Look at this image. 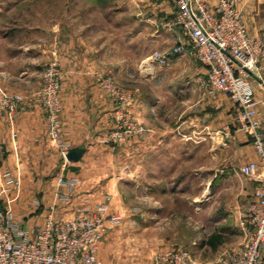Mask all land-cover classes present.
<instances>
[{
    "label": "crops",
    "instance_id": "obj_1",
    "mask_svg": "<svg viewBox=\"0 0 264 264\" xmlns=\"http://www.w3.org/2000/svg\"><path fill=\"white\" fill-rule=\"evenodd\" d=\"M207 2L214 8L218 0ZM238 4L250 33L264 39V0H239ZM100 10L119 18L114 30L126 31L121 39L125 42L122 50L118 37L92 42L80 35L74 40L68 33L61 45L54 42L41 45L31 35L32 31L29 38L24 36L23 39L17 35L19 28H14L15 32L10 34L4 30L0 33V84L25 99L13 126L5 116H0V187L8 176L14 177L21 192L13 203L15 214L36 232L54 201L61 176L77 180V186L69 203L59 202L57 213L60 216H71L85 196L101 199L104 194L112 196L110 213L120 214L123 183H136L132 178L141 174L143 184L150 190L159 188L166 192L169 184L176 188L185 184L191 189L195 187L191 198L196 206H199L200 195L203 197L208 192L207 201L220 198L224 216L233 215L238 219L264 175V161L257 154L251 135L235 123L237 110L230 98L225 94L214 98L205 93L202 81L206 69L191 53L183 31L165 25L177 11L175 4L170 0H120ZM3 20L4 17L0 18V26ZM22 42L25 44L19 45ZM179 42L186 44L187 51L173 54ZM151 44L163 48L160 52L170 60L164 69L158 65L159 71L150 77L142 76L130 83L133 90L129 93L134 98L130 111L147 131L146 136L131 140L130 158L137 157L141 162L135 166L132 160L131 169L126 171L130 178H126L118 168L116 148L102 142V136L111 128L113 105L106 94L93 85L92 74L86 72L98 66L109 69L115 78H124L125 66L142 64ZM136 47L141 48L142 56L133 59ZM55 55L60 56L64 73L63 138L69 149H83L79 159L73 161L64 159L61 148L50 140L46 116L37 100L40 86L33 83L41 77V67ZM262 74L264 76V72ZM253 87L259 100L264 135V86L254 82ZM184 100L190 109L180 105ZM194 134L197 139H190ZM138 143L142 144L141 155L134 156ZM252 160L258 162V178L235 170ZM200 186L205 188L201 194ZM36 200L39 203H35ZM214 203L202 205L213 208Z\"/></svg>",
    "mask_w": 264,
    "mask_h": 264
},
{
    "label": "built area",
    "instance_id": "obj_2",
    "mask_svg": "<svg viewBox=\"0 0 264 264\" xmlns=\"http://www.w3.org/2000/svg\"><path fill=\"white\" fill-rule=\"evenodd\" d=\"M177 8L167 27L183 31L191 53L205 67L202 85L206 94L216 98L227 95L236 106L235 123L251 135L259 157L264 161V135L259 117V100L254 94V82L264 86V39L250 33L239 0H218L212 8L207 0H170ZM186 44L179 42L172 53L183 54ZM168 55L155 51L142 62L166 66ZM153 62V63H152ZM46 83L37 93L43 109L48 136L61 148L66 158L69 144L63 138L62 103L58 93L60 78L57 60L51 61L44 72ZM113 104L114 127L109 138L124 140L128 133H144L146 129L132 119L127 110L131 94L111 78L102 81ZM22 94L10 93L0 84V116L13 126L18 111L24 106ZM16 136V132L13 133ZM196 140V134L189 136ZM107 138L102 142H107ZM235 170L247 177L258 178V162L249 161ZM58 192L49 205L44 223L33 232L13 209L20 197L19 187L12 176L0 187V264H109L100 257L101 241L108 223H118L119 214H111L112 196L83 198L71 216H60L59 202L69 203L77 180L61 176ZM35 203H39L38 200ZM237 225L245 243L226 248L211 260H199L184 248H164L155 253V264H262L264 248V175L259 179L251 200L241 210Z\"/></svg>",
    "mask_w": 264,
    "mask_h": 264
},
{
    "label": "rangeland",
    "instance_id": "obj_3",
    "mask_svg": "<svg viewBox=\"0 0 264 264\" xmlns=\"http://www.w3.org/2000/svg\"><path fill=\"white\" fill-rule=\"evenodd\" d=\"M119 1L0 0V18L4 17V24L0 26V33H3L4 30L7 34H10L15 32L14 28H19L20 31L17 35L23 39L24 36L29 38V33L32 31L31 35L41 45L51 42L61 45L67 39L68 33L72 34V39L74 40L78 39L77 35H80L82 38L92 42L114 40L118 37L121 43L120 49L122 50V45L125 42L121 39L126 31L122 29L114 30V27H116L114 24L119 18L117 19L116 14L105 13L100 10L110 4H117ZM94 8L96 10H93ZM80 26H83V29ZM110 27L113 29H110ZM23 29H26V31ZM21 44L25 43H19V45ZM160 50L163 51V48L154 47L151 44L149 54ZM149 54L147 55L149 56ZM132 55H134L132 56L133 59L141 57V48L136 47ZM54 57L51 61L56 59L58 62L60 78L57 89L64 108L61 94L64 73L61 68L60 56L55 55ZM143 57H145V54ZM51 61L46 62L43 68L41 67V77L33 80L37 87L40 86L39 91L46 83L44 72ZM98 64L99 62L96 66ZM142 65L139 62L135 63L134 66L130 63L127 67L124 65V78H115L109 69H101L98 66L97 68L89 69L86 73L92 74L93 85L103 91L110 100L106 89L102 85V81L106 78H111L123 88L124 92L128 93L133 90L132 84H130L133 80L138 81L142 79V76L146 75L150 77L152 73L160 69L155 63L150 64L149 68L147 66V69ZM168 65L160 67L164 69ZM131 98L132 103L134 99L132 94ZM180 105L190 109V105L185 100ZM127 110L132 115L129 106ZM113 111L111 128L102 136L108 140L103 143L116 148L115 152L119 156L118 168L123 172V176L127 178L130 175L127 176L126 171L131 169L133 163V158H130V153H128L132 152L128 150L131 147V140L146 136V132L128 133L124 140L116 141L110 139L109 134L114 127ZM132 119L144 126L133 115ZM144 127L147 131L146 126ZM137 145L138 147L134 150L136 152L134 156L139 155L142 150V144L138 143ZM133 161L136 166L140 165L137 163L141 162V159L135 157ZM150 162L154 164L153 160H150ZM157 162L158 160L155 161V163ZM142 178L141 174H139L132 178L133 180L135 179L136 183H123L122 185L123 190L120 192L122 195V202L120 203L122 211L119 214L121 220L118 223H108L107 231L100 245V257L109 264H155V253L161 249L172 247L187 249L200 261H211L224 249L237 247L245 243L244 236L239 231L236 217L233 215L232 217L224 216L220 198L215 199V201L212 199V202H209L207 201L208 192H205L203 197L200 195L199 206H196V201L191 198L192 193L195 192V187L191 189L189 185L185 184L176 188L174 187L175 185L169 184L166 192L161 191L159 188H151L150 190L148 186L143 184ZM204 191L205 188L200 186L199 193L201 194ZM204 203H214L216 205L213 208H209L207 205H202ZM224 217L226 218L225 220L223 219ZM219 231L225 234L226 240L215 250L206 244V241L212 233Z\"/></svg>",
    "mask_w": 264,
    "mask_h": 264
},
{
    "label": "trees",
    "instance_id": "obj_4",
    "mask_svg": "<svg viewBox=\"0 0 264 264\" xmlns=\"http://www.w3.org/2000/svg\"><path fill=\"white\" fill-rule=\"evenodd\" d=\"M226 237L221 232H214L212 233L206 241V244L210 245L213 249L217 248L218 245L224 243Z\"/></svg>",
    "mask_w": 264,
    "mask_h": 264
},
{
    "label": "water",
    "instance_id": "obj_5",
    "mask_svg": "<svg viewBox=\"0 0 264 264\" xmlns=\"http://www.w3.org/2000/svg\"><path fill=\"white\" fill-rule=\"evenodd\" d=\"M82 152V148H70L67 152L66 158L68 161L77 160L81 156Z\"/></svg>",
    "mask_w": 264,
    "mask_h": 264
}]
</instances>
